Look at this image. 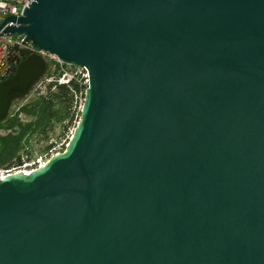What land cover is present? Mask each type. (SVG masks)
<instances>
[{"label":"water","instance_id":"water-1","mask_svg":"<svg viewBox=\"0 0 264 264\" xmlns=\"http://www.w3.org/2000/svg\"><path fill=\"white\" fill-rule=\"evenodd\" d=\"M0 34V123L50 66L8 36L89 73L64 150L0 178V264H264V0H32Z\"/></svg>","mask_w":264,"mask_h":264},{"label":"trees","instance_id":"trees-1","mask_svg":"<svg viewBox=\"0 0 264 264\" xmlns=\"http://www.w3.org/2000/svg\"><path fill=\"white\" fill-rule=\"evenodd\" d=\"M57 68L49 69L48 76L53 77L44 85L43 91L21 106V112L31 117L29 122L21 123L17 116H9L0 123V126L12 127L8 133L0 136L2 144L0 163L4 164L8 160L10 161L22 148L21 141L26 128H31L33 133L46 137L56 124L65 128L75 119L73 104L75 94L79 90L78 83L75 79L68 83L58 82L60 73ZM17 127H22L21 132L15 131ZM15 160H17L15 164L9 166L21 164L19 155Z\"/></svg>","mask_w":264,"mask_h":264},{"label":"rangeland","instance_id":"rangeland-1","mask_svg":"<svg viewBox=\"0 0 264 264\" xmlns=\"http://www.w3.org/2000/svg\"><path fill=\"white\" fill-rule=\"evenodd\" d=\"M13 36H17V35H13ZM6 41V38L0 35V46L3 47L4 42ZM2 51V58H6L5 59V63L7 64V60H9V57L5 56L6 52L4 50V48H1ZM48 59L50 61L51 66H49V69H56L58 66V71L59 73L62 72V70L60 71V66L62 68V64H60L58 62V60L54 59V57L48 56ZM64 67V65H63ZM63 69V68H62ZM52 71V70H51ZM49 72V70H48ZM48 72L46 73V75L41 79V81L37 84H35V86L32 88L30 94L23 98V99H18L15 100L10 108L9 111V115L10 116H17L19 121L21 123H27L29 122V120L31 119L30 116H28L27 114L21 112V106L30 101L33 97H35L38 93L43 91L44 85L47 83V81H49L53 76H48ZM53 72V71H52ZM5 73V72H4ZM6 74V73H5ZM47 77V78H45ZM74 110V117L75 119L72 121L71 124H69L67 127H63L60 124H56L53 128V130L51 132L48 133V135L46 137H43L41 134H36L32 132L31 128H26L24 130V136L22 138L21 141V145L22 148L19 149V151L13 156V158H11V160L4 162V164L0 163V169L5 167V166H9L12 164H15V162L17 160L16 156H20L21 158V163H22V159H29L30 161H36V160H46L47 158H49V156L51 154H54L57 151H63L65 146L67 145L71 134L73 132V129L77 123V121L79 120V113H80V109L78 104L76 105L75 108H73ZM10 128H12L11 126L6 127V126H0V136L4 135L6 133H8L10 131ZM22 127H17L16 128V132H21ZM2 147V144L0 142V149Z\"/></svg>","mask_w":264,"mask_h":264},{"label":"built area","instance_id":"built-area-1","mask_svg":"<svg viewBox=\"0 0 264 264\" xmlns=\"http://www.w3.org/2000/svg\"><path fill=\"white\" fill-rule=\"evenodd\" d=\"M31 2H32V0H0V24H1L2 20L7 16H11V15L19 16V15H21L23 12V9L25 7H28L31 4ZM7 25H17V22L9 21L4 25V27ZM8 42L17 43L18 45H20L22 47L30 48L33 51L41 54L42 56H44L47 59V61L49 62V65H50V61L48 59V56L54 57V59L58 60L57 57L54 56L53 54H50L46 51L38 50V49L32 47L30 42L28 40H26L24 35H17V36L10 35V36H8ZM5 56L6 57L8 56L7 53ZM5 59L6 58H4V57L2 58V51L0 49V76H3L7 72V69L9 67L8 63L7 64L5 63ZM58 62L60 64H62V68H63L62 69L60 66L59 70L60 71L62 70V72L59 75L58 82L68 83L70 80L75 79L78 83L79 90L75 94L73 108H75L76 105L78 104L79 109L81 110L84 92H85V89L87 88L88 82H89L88 70L85 66H78V65L75 66V65H71V64H66V63L60 62L59 60H58ZM63 65H64V67H63ZM58 152L59 151H57L55 153H58ZM47 159L43 160V161H41V160L30 161L27 158L22 159V163L18 166H5V167L1 168L0 169V178L4 177L8 173H12V172H16V171H23L25 173H29L31 170L37 168L40 165H43L47 161Z\"/></svg>","mask_w":264,"mask_h":264},{"label":"flooded vegetation","instance_id":"flooded-vegetation-1","mask_svg":"<svg viewBox=\"0 0 264 264\" xmlns=\"http://www.w3.org/2000/svg\"><path fill=\"white\" fill-rule=\"evenodd\" d=\"M7 61H8V60H7ZM8 66H10V67H11V64H9V63H8ZM7 74H8V71H7V72H6V74H4V75L6 76Z\"/></svg>","mask_w":264,"mask_h":264},{"label":"crops","instance_id":"crops-1","mask_svg":"<svg viewBox=\"0 0 264 264\" xmlns=\"http://www.w3.org/2000/svg\"><path fill=\"white\" fill-rule=\"evenodd\" d=\"M6 41H7V39H6ZM4 43H5V42H4ZM1 48H3V47H2V46H0V49H1Z\"/></svg>","mask_w":264,"mask_h":264}]
</instances>
